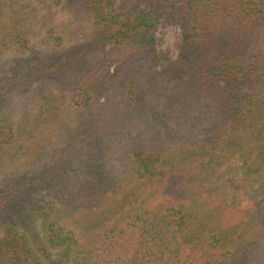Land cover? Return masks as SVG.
<instances>
[{
  "label": "trees",
  "instance_id": "obj_1",
  "mask_svg": "<svg viewBox=\"0 0 264 264\" xmlns=\"http://www.w3.org/2000/svg\"><path fill=\"white\" fill-rule=\"evenodd\" d=\"M76 1L101 29L65 63L30 57L0 69V114L18 148L9 159L35 155L34 176L10 184L29 207L13 221L20 228L1 232L0 264H252L264 251V0ZM162 20L180 28V55L151 71L164 58L154 35ZM13 39L26 46L0 21L1 58ZM117 46L133 47L129 65L145 70L102 119V108H80L108 85ZM45 78L24 98L35 114L13 122L9 95ZM70 110L89 115L75 124Z\"/></svg>",
  "mask_w": 264,
  "mask_h": 264
},
{
  "label": "rangeland",
  "instance_id": "obj_2",
  "mask_svg": "<svg viewBox=\"0 0 264 264\" xmlns=\"http://www.w3.org/2000/svg\"><path fill=\"white\" fill-rule=\"evenodd\" d=\"M124 0H115L114 5L120 4ZM83 7L78 5L76 0H0V21L5 20L8 23L16 25L23 35L27 39L26 46L20 45V42L12 40L9 43L10 46L3 47L2 51L8 55L7 58L0 57V69L9 70L15 68L18 62L21 61L23 65L30 64L31 59L34 60L36 57H50L55 60L58 66L65 63V56L72 50L77 44H84L82 42L88 41L89 34L92 32H99L101 26L97 27L94 20L86 15V10L83 12ZM100 28V29H99ZM221 28V27H220ZM219 28V31H220ZM222 34V31H221ZM220 34V36H221ZM154 35L156 39V47L159 55L163 56L162 63L160 62L156 66H148L147 68L151 71H159L162 67L166 66L169 61H175L180 55V43H181V31L177 24L166 20L160 21L154 28ZM230 33L227 35L229 36ZM247 40L255 41L254 38L245 37L242 33H238L234 40ZM252 48H256L257 44L250 42ZM90 49L88 51H93ZM133 47L117 46L111 48V62L109 64L108 85L105 87L103 93L98 94V100L93 101V105L82 110H89L92 106L102 108L100 110L101 118L106 119L108 112L103 108H110L114 104L118 109L124 107L123 99L127 96L123 90H125V81L132 78L134 81L136 78L132 77V73H136L145 68H137L136 66L129 65V60H133ZM91 53L90 55H93ZM101 55V54H100ZM92 57V56H91ZM68 59V58H66ZM6 60V61H5ZM119 74V76H118ZM43 81L48 82V79H33L23 89H20L17 93H13L9 96H15L14 105L12 109L14 111L13 122L21 121L23 115L26 113V106L24 105L27 96H38V86ZM50 80V79H49ZM41 83L44 86V83ZM144 85V84H143ZM45 88V87H44ZM51 91L57 96H71L69 91L64 93L60 87L54 82L50 84ZM173 88V86H172ZM172 92L165 96H171ZM143 96H148L143 94ZM164 96V95H161ZM28 105L27 112L30 111L31 115H34L36 110L32 100ZM96 102V103H95ZM16 104V105H15ZM34 107V108H33ZM32 109V111H31ZM114 109V107H113ZM68 118L73 122L77 123L79 119L89 114L77 113L76 111H68ZM29 114V113H28ZM4 115L0 114V129L2 132L0 135V149L1 155L4 156L3 160H0V234L6 227L20 228L19 223L14 224L13 221L17 217L18 213H22L29 207V202L24 196H13L12 184L16 183L18 177L15 174H22V178L32 175L33 162L35 155L32 158L29 157V162L23 158L19 151V156L16 159L10 160L9 155L15 152L18 148L14 146V142L7 140L8 135V123L2 121ZM135 126L132 127V131L137 133L139 127L142 125L138 118ZM98 122L97 120H93ZM12 123V122H11ZM36 134H40V131L34 130ZM26 136V135H25ZM23 136V137H25ZM9 139V138H8ZM64 141L57 142V145H62ZM52 143H55L54 141ZM50 142L46 143L49 148ZM22 150V149H20ZM22 152V151H21ZM51 155H48L50 158ZM47 159V158H46ZM50 160V159H49ZM48 161V159H47ZM45 161L44 164L47 162ZM119 162L118 160H116ZM43 164V165H44ZM47 164H51L50 161ZM58 174H61V169L56 168ZM31 177V176H30ZM36 177V176H35ZM11 184V185H10ZM43 193V191H42ZM19 195V194H18ZM51 196V193L45 192L41 195L44 203H47V199ZM13 202H16L14 204ZM22 208V209H20ZM36 225L38 224L35 220ZM258 257L252 260V264H264V251L258 253ZM259 258V259H258Z\"/></svg>",
  "mask_w": 264,
  "mask_h": 264
}]
</instances>
